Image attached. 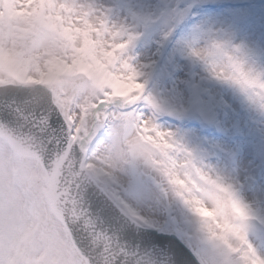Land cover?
<instances>
[{
    "label": "snow or ice",
    "instance_id": "obj_1",
    "mask_svg": "<svg viewBox=\"0 0 264 264\" xmlns=\"http://www.w3.org/2000/svg\"><path fill=\"white\" fill-rule=\"evenodd\" d=\"M0 125L72 161L84 264H264V0H0Z\"/></svg>",
    "mask_w": 264,
    "mask_h": 264
},
{
    "label": "rangeland",
    "instance_id": "obj_2",
    "mask_svg": "<svg viewBox=\"0 0 264 264\" xmlns=\"http://www.w3.org/2000/svg\"><path fill=\"white\" fill-rule=\"evenodd\" d=\"M45 179L36 160L18 155L0 139V192L21 209L27 225L40 222L39 230H17L5 237L6 246L0 249L3 264H84L49 204Z\"/></svg>",
    "mask_w": 264,
    "mask_h": 264
},
{
    "label": "water",
    "instance_id": "obj_3",
    "mask_svg": "<svg viewBox=\"0 0 264 264\" xmlns=\"http://www.w3.org/2000/svg\"><path fill=\"white\" fill-rule=\"evenodd\" d=\"M0 138L7 140L19 154L25 157L36 158L45 170L47 177L54 179L59 201L58 208L53 209L58 219L64 225V220L60 215L59 209H63L65 212L68 211V208L64 205V201L70 199L67 193L70 182L73 179L71 175L72 161L67 156L49 159L39 142L34 141L26 132L16 127L0 125ZM4 245L5 240L3 239L0 241V248H3ZM73 245L82 257L80 250L74 243Z\"/></svg>",
    "mask_w": 264,
    "mask_h": 264
}]
</instances>
